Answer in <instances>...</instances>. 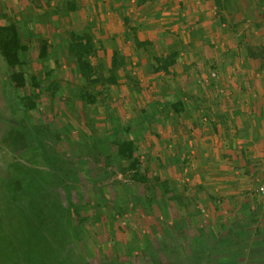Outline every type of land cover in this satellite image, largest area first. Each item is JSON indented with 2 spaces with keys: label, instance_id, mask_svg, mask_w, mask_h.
I'll return each mask as SVG.
<instances>
[{
  "label": "rangeland",
  "instance_id": "obj_1",
  "mask_svg": "<svg viewBox=\"0 0 264 264\" xmlns=\"http://www.w3.org/2000/svg\"><path fill=\"white\" fill-rule=\"evenodd\" d=\"M160 5L135 1L124 9ZM13 17L0 0V25ZM135 23L115 25L132 37ZM236 49L237 58L264 60V0H236ZM28 53L21 70L29 80L20 90L0 56V128L14 129V139L0 130V264H264V197L256 194L264 177L246 181L248 209L236 210L231 198L210 213L221 225H210L201 212L172 209L182 196L152 175L163 168L156 159L142 160L152 125L168 118L152 104L157 94L146 70L119 68L108 84L111 64L93 60L99 82L90 85L95 100L88 103L74 94L76 81L50 79ZM207 75L211 85L217 68ZM33 92L41 96L29 110ZM123 140L133 142L136 169L116 155Z\"/></svg>",
  "mask_w": 264,
  "mask_h": 264
},
{
  "label": "crops",
  "instance_id": "obj_2",
  "mask_svg": "<svg viewBox=\"0 0 264 264\" xmlns=\"http://www.w3.org/2000/svg\"><path fill=\"white\" fill-rule=\"evenodd\" d=\"M4 1L31 61L46 67L56 82L76 81V95L85 84L67 53L71 33L90 36L95 50L91 65L103 59L111 64L117 51L124 67L148 72L153 59L177 53L167 71L148 72L149 92L157 94L152 104L167 110L168 118L158 117L152 125L142 160L156 159L163 168L152 175L182 196V202H170L172 209L195 210L210 225H221L223 219L214 220L210 213H221L231 198L236 210L250 207L246 181L264 177V60L236 57V0H156L162 5L152 11L124 9L137 0H106L108 9L102 7L105 0ZM116 2L123 10L114 7ZM120 19L136 20L132 37L115 25ZM42 46L46 53L39 59ZM211 67L219 77L205 85ZM38 93L33 92L37 104ZM167 97L181 103L179 112ZM2 128L14 139L13 128Z\"/></svg>",
  "mask_w": 264,
  "mask_h": 264
},
{
  "label": "trees",
  "instance_id": "obj_3",
  "mask_svg": "<svg viewBox=\"0 0 264 264\" xmlns=\"http://www.w3.org/2000/svg\"><path fill=\"white\" fill-rule=\"evenodd\" d=\"M145 0H137V4L141 5ZM70 10L74 9L72 3H68V8ZM126 21V20H125ZM24 35L21 33V28L14 21H10L7 24L0 25V56L6 63L7 68L11 71L10 79L14 84L15 88L20 90L26 84L25 72L21 70L24 67V62L22 60V53L26 50V47L22 44V39ZM138 46V43H136ZM140 44V43H139ZM95 52L92 40L89 35H78L71 33L67 43V53L68 56L73 60L74 65L82 77L85 84L84 89L80 92L78 98L85 100L88 103L94 102L95 98L93 94L90 93V85H95L99 82L97 77H92L94 73L93 67L89 61V57ZM46 50L45 46L41 47L38 58L41 59L45 56ZM177 53L170 54L165 59L155 58L148 63V72L151 74L157 73L161 70L167 71L168 66L172 65L175 61L174 58ZM123 69L124 65L122 58L117 51L113 52L111 60V68L109 70V75L104 81L108 84H115L116 75L115 71L117 69ZM31 79V77H30ZM167 103L170 104L175 112L181 110V103L175 101L171 97H167ZM29 101V110L36 108L37 102L35 99H27ZM136 150L134 148L132 140H123L116 143V155L120 159L130 161V166L132 169H136L137 159L135 158ZM139 180H143V177L138 176Z\"/></svg>",
  "mask_w": 264,
  "mask_h": 264
},
{
  "label": "built area",
  "instance_id": "obj_4",
  "mask_svg": "<svg viewBox=\"0 0 264 264\" xmlns=\"http://www.w3.org/2000/svg\"><path fill=\"white\" fill-rule=\"evenodd\" d=\"M212 76L215 77V74H212ZM263 165H264V161H263ZM256 194L258 197H264V180L258 185L256 189Z\"/></svg>",
  "mask_w": 264,
  "mask_h": 264
}]
</instances>
